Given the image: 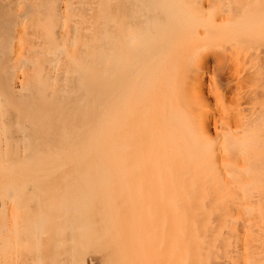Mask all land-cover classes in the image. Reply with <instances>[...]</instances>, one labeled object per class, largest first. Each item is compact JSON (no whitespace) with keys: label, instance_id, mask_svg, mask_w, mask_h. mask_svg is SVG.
I'll list each match as a JSON object with an SVG mask.
<instances>
[{"label":"bare ground","instance_id":"1","mask_svg":"<svg viewBox=\"0 0 264 264\" xmlns=\"http://www.w3.org/2000/svg\"><path fill=\"white\" fill-rule=\"evenodd\" d=\"M262 77L264 0H0V264H264Z\"/></svg>","mask_w":264,"mask_h":264},{"label":"rangeland","instance_id":"2","mask_svg":"<svg viewBox=\"0 0 264 264\" xmlns=\"http://www.w3.org/2000/svg\"><path fill=\"white\" fill-rule=\"evenodd\" d=\"M227 60H224V62H223V64L222 63H220L219 65H217V64H215V65H212V66H210L209 67V69H208V73L205 75V78H204V86H206V90H207V97H209V98H207V102H208V105L210 106V108H211V105H212V110H219L220 109V107L218 108V106H216V105H218V103H225V104H223L224 106H223V108H222V106H221V108H222V110H223V112H221V109H220V111H218L217 110V112H218V114H216L217 116H220L221 114L220 113H222V116L224 115V116H226V114L225 113H227V115L228 114H230L231 112H232V110L233 109H235V107L234 106H232L231 104H233L232 102H234V100L232 101V99H233V97L235 96H233V91L235 90H239L240 91V93L241 94H245V90L247 89L246 87H248L249 85H248V83H247V78H248V76H247V72H249L250 71V73L249 74H252V72L251 71H256V69L258 70L259 68H256V67H254L253 68V70H249V71H246V70H244L243 72H241L242 70V68L243 69H245V68H248V69H250L247 65L249 64V62L247 63H244V64H246V65H244L242 62H240V63H238V65H240V64H242V67H241V65L240 66H237V64L236 63H233L232 61H230L229 59H228V61L229 62H226ZM254 62L255 61H253V63H252V65L254 64ZM226 63H229V64H227L226 65ZM250 63V64H251ZM225 64V65H224ZM231 64H233V65H235V66H233V65H231ZM232 66V68H230L231 66ZM245 67H244V66ZM256 65H257V63H256ZM223 66V67H222ZM225 66H226V68H225ZM250 67H251V65H250ZM257 67H259V64L257 65ZM228 68V70H226ZM256 68V69H255ZM235 69V70H234ZM236 69H238V72L239 73H237V71H236ZM252 69V68H251ZM232 71V72H231ZM234 71V72H233ZM245 71H246V73H245ZM229 72V73H228ZM235 72L238 74H235ZM232 73L234 74V78L232 77ZM254 73V72H253ZM210 74V75H209ZM231 74V75H230ZM226 75V76H225ZM236 75V76H235ZM239 75H241V76H239ZM230 76V77H229ZM237 76H239V77H237ZM247 76V77H246ZM249 76H251V75H249ZM257 76H259L260 77V75H258V72H257ZM232 77V78H231ZM258 77V78H259ZM263 79H264V77H262ZM261 78V79H262ZM227 79H228V81H230V82H228L227 81ZM231 79L233 80V83L231 82ZM235 79H238L239 81H237V80H235ZM247 80V81H246ZM258 81H259V79H258ZM257 81V82H258ZM208 82V83H207ZM257 82H256V84H257ZM207 83V84H206ZM231 83V84H230ZM237 83V84H236ZM240 83V84H239ZM262 83V85L260 84V83H258V84H260L261 85V87H263V88H261L260 86H258L259 87V92L260 93H264V83H263V81L261 82ZM255 84V85H256ZM257 84V85H258ZM236 85H237V87H236ZM240 85V86H239ZM248 85V86H247ZM254 85V84H253ZM225 87V88H223V87ZM234 86H235V88H238V89H235L234 88ZM242 86V87H241ZM240 87V88H239ZM257 87V86H256ZM255 86H254V89H253V87L251 88L252 90H255L256 89V92H258L257 91V89L258 88H256ZM244 88H246L245 90H244ZM250 88V87H249ZM261 89H263L262 91H261ZM234 91V92H235ZM247 91V90H246ZM223 92V93H222ZM244 92V93H243ZM236 93V92H235ZM260 93H258V94H260ZM237 94H239V93H237ZM225 96V97H224ZM233 96V97H232ZM219 97V98H218ZM229 97V98H228ZM218 98V99H217ZM228 98V99H227ZM220 99V100H219ZM222 100H223V102H222ZM226 100H227V102H226ZM225 101V102H224ZM231 102V103H230ZM213 103V104H212ZM236 103V102H235ZM234 103V104H235ZM242 104L244 103L243 102V99H242V102H241ZM240 102L239 103H237V107L239 106V108H240V105H242ZM211 104V105H210ZM245 104V103H244ZM243 104V105H244ZM226 105L229 107V105H230V107H229V109L228 110H226ZM242 105V106H243ZM245 105H247V106H249L248 104H245ZM244 105V106H245ZM216 108H215V107ZM244 106H243V108H244ZM246 108V107H245ZM244 108V109H245ZM214 111V112H215ZM225 112V113H224ZM229 112V113H228ZM230 116H232V114H230Z\"/></svg>","mask_w":264,"mask_h":264}]
</instances>
